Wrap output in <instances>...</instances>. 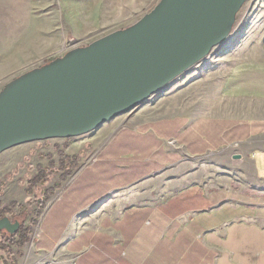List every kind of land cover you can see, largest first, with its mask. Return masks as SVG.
Wrapping results in <instances>:
<instances>
[{
    "label": "crops",
    "instance_id": "crops-1",
    "mask_svg": "<svg viewBox=\"0 0 264 264\" xmlns=\"http://www.w3.org/2000/svg\"><path fill=\"white\" fill-rule=\"evenodd\" d=\"M176 97L130 114L65 185L34 264H264V117L179 112ZM219 153L237 177L192 164Z\"/></svg>",
    "mask_w": 264,
    "mask_h": 264
},
{
    "label": "rangeland",
    "instance_id": "rangeland-1",
    "mask_svg": "<svg viewBox=\"0 0 264 264\" xmlns=\"http://www.w3.org/2000/svg\"><path fill=\"white\" fill-rule=\"evenodd\" d=\"M159 1L0 0V91L45 61L133 25ZM164 96H177L179 112L264 117V0H247L229 37L146 107ZM129 116L83 136L26 143L0 154V218L21 224L14 238L0 232V264L49 260L31 251L45 211ZM192 164L223 167L231 177L243 167L228 153Z\"/></svg>",
    "mask_w": 264,
    "mask_h": 264
},
{
    "label": "water",
    "instance_id": "water-1",
    "mask_svg": "<svg viewBox=\"0 0 264 264\" xmlns=\"http://www.w3.org/2000/svg\"><path fill=\"white\" fill-rule=\"evenodd\" d=\"M246 2L160 0L133 25L12 79L0 91V154L83 136L137 112L229 37ZM20 227L0 218V232Z\"/></svg>",
    "mask_w": 264,
    "mask_h": 264
},
{
    "label": "trees",
    "instance_id": "trees-1",
    "mask_svg": "<svg viewBox=\"0 0 264 264\" xmlns=\"http://www.w3.org/2000/svg\"><path fill=\"white\" fill-rule=\"evenodd\" d=\"M49 61H50V60H49ZM49 61H45V63H48ZM45 63H44V64H45ZM8 235H9L10 238H14V237H15V235H10V234H8Z\"/></svg>",
    "mask_w": 264,
    "mask_h": 264
}]
</instances>
